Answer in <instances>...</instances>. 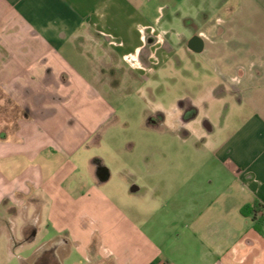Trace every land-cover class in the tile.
Masks as SVG:
<instances>
[{"label":"crops","instance_id":"crops-1","mask_svg":"<svg viewBox=\"0 0 264 264\" xmlns=\"http://www.w3.org/2000/svg\"><path fill=\"white\" fill-rule=\"evenodd\" d=\"M156 1L0 0V236L11 252L37 246L20 264L45 254L81 264L72 253L82 264H264L254 229L264 220V0H222L195 20L190 0ZM181 52L203 62L209 104L235 94L252 112L214 150L231 180L202 208L177 196L164 203L93 153L118 119L100 89L152 75ZM204 119L202 131L190 119V135L212 136ZM146 182L156 192L160 180ZM255 203L260 211L242 214Z\"/></svg>","mask_w":264,"mask_h":264},{"label":"rangeland","instance_id":"rangeland-1","mask_svg":"<svg viewBox=\"0 0 264 264\" xmlns=\"http://www.w3.org/2000/svg\"><path fill=\"white\" fill-rule=\"evenodd\" d=\"M239 1L232 0L231 3ZM156 2L169 7L173 0ZM220 2L222 0H190L187 13L190 19L195 20L201 10L209 8L215 11ZM165 15V19L169 20L168 10ZM178 23L175 22L173 27L182 33L185 23ZM190 31L193 32V28L190 27ZM248 61L244 60V66ZM204 67L198 56L181 52L152 75L145 77L138 73H128L120 88L99 91L111 102L118 119L111 122L108 136L93 153L110 168L116 163L124 165L130 172L128 178L132 183L137 186L146 184L149 190L152 187L151 193H156L164 203L166 198L177 196L184 200H196L195 203L202 208L201 204L209 195H218L225 183L231 180V176L223 168L214 150L217 151L226 136L238 132L252 117L248 106L238 105L235 94L208 103L210 92L202 72ZM218 93L216 96L220 95ZM190 100L200 106L197 108V118L201 131L204 117L210 115L212 118L215 132L210 138L190 135V123L183 126L179 122L181 108L189 109ZM161 116H164L163 121L160 120ZM152 178L160 180L156 192L146 182ZM114 182L116 184L117 180ZM134 196L138 198V194ZM7 222V219H2L0 225ZM182 232L178 229L171 238L174 239ZM189 243L181 241L180 251L185 252V245ZM36 248V244H31L11 252L7 235L3 233L0 236V264H20L19 258H30ZM67 253V250L60 251L62 256ZM70 257L72 261L84 263V258L78 253H72ZM43 258L44 263L50 256L45 254Z\"/></svg>","mask_w":264,"mask_h":264},{"label":"trees","instance_id":"trees-1","mask_svg":"<svg viewBox=\"0 0 264 264\" xmlns=\"http://www.w3.org/2000/svg\"><path fill=\"white\" fill-rule=\"evenodd\" d=\"M261 210V206L258 203H255L253 208H250L249 206H246L242 209V214L246 215V214H250V213H254V212H258ZM254 229L260 234V235H264V220L263 219H259L258 221L255 222L254 225ZM41 261L39 262V264H41V262L44 260V258L40 257ZM42 264H49L48 261H44V263L42 262Z\"/></svg>","mask_w":264,"mask_h":264},{"label":"flooded vegetation","instance_id":"flooded-vegetation-1","mask_svg":"<svg viewBox=\"0 0 264 264\" xmlns=\"http://www.w3.org/2000/svg\"><path fill=\"white\" fill-rule=\"evenodd\" d=\"M181 109H182V113L178 117V120L183 126H185L190 123V119H192L194 116L197 115V110L192 107H189V109H185V108L184 109L181 108ZM160 120L163 121L164 116H161Z\"/></svg>","mask_w":264,"mask_h":264}]
</instances>
